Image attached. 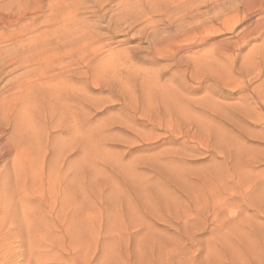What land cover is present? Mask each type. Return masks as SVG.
<instances>
[{"label":"rangeland","instance_id":"obj_1","mask_svg":"<svg viewBox=\"0 0 264 264\" xmlns=\"http://www.w3.org/2000/svg\"><path fill=\"white\" fill-rule=\"evenodd\" d=\"M79 1L78 29L60 13V99L22 119L34 161L60 168L46 264H72L69 242L75 264H264V0H154L115 25L116 0ZM28 21L0 24V58ZM85 24L90 61L73 44ZM12 246L4 264H24Z\"/></svg>","mask_w":264,"mask_h":264},{"label":"bare ground","instance_id":"obj_2","mask_svg":"<svg viewBox=\"0 0 264 264\" xmlns=\"http://www.w3.org/2000/svg\"><path fill=\"white\" fill-rule=\"evenodd\" d=\"M43 1L0 0V24L4 28L13 26L22 19L29 20L26 24H22L21 30L17 34L6 36L11 41V47L6 50L5 58H2L3 56L0 58V75L7 72V70L4 72L6 67H9L8 72L16 71V69L21 70L16 79L8 80L3 90H0V264L6 263L8 258L13 255L12 244L16 241H18V247L20 248L18 254L24 264H46L45 259L47 258L43 257H48L49 254L46 255L38 251V248L54 247L58 244L56 249L60 250V168L57 173L53 174L51 171L52 165L48 163L50 172L45 174L43 170L45 166L43 164L42 166L39 165V161H34L33 153L35 151L40 152V150L35 147L33 150L32 138L29 136L30 131H28L30 129H25L22 119L25 115L24 112L30 107L36 111H44L43 108H45L48 98L60 99V13H66L65 10L72 6L74 9L67 12L73 20H77L74 22V26L75 29H78L82 25V21L78 20L77 15L87 12L84 9L88 6H83L79 0H71L72 3H66L67 6L62 5L63 7H60V0H51L47 3ZM104 1L109 2L112 0ZM153 1L116 0L115 4L119 11L116 13L115 18L111 20V24L115 25L119 20L131 16L128 12L130 10H127L128 7L148 8ZM182 3L181 0H178L175 5H183ZM103 4L102 0L95 1V5H99V8ZM94 11L92 10L91 13H94ZM9 33L11 32L9 31ZM94 33L91 27L85 24V32L79 33L73 38L74 45H80L81 43L83 46L79 48L81 52L80 60L88 59L90 61L89 50L97 39ZM58 127L60 128V122ZM37 159L39 160L38 157ZM251 164L253 163L249 162V166ZM249 179L251 180V178ZM27 194H31V198H27ZM27 201L32 203L31 208L24 205ZM68 229L69 223H66L61 230H64V235L71 236V239L75 238L78 233L76 234L75 231ZM69 245L75 257H72L71 261L72 264H75L78 262L76 261L77 257L80 258V253H74L76 247L73 243L69 242ZM86 253L85 251L84 256L87 255Z\"/></svg>","mask_w":264,"mask_h":264}]
</instances>
